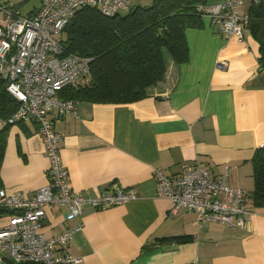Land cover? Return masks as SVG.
I'll return each mask as SVG.
<instances>
[{"label": "crops", "instance_id": "obj_1", "mask_svg": "<svg viewBox=\"0 0 264 264\" xmlns=\"http://www.w3.org/2000/svg\"><path fill=\"white\" fill-rule=\"evenodd\" d=\"M1 2L25 3L21 0ZM154 1V0H153ZM34 4L23 15L34 14ZM248 7V6H247ZM246 7V8H247ZM2 12H0V18ZM204 27L186 31L189 61L178 65L166 53V80L130 103L78 104L76 116L55 118L58 146L71 184L84 195L117 184L134 187L138 198L125 204L84 206L82 229L67 252L79 264H264V207L251 201L255 188L252 159L264 147V69L259 44L246 30L239 42L225 37L208 17ZM218 61H225L220 67ZM202 163L212 176L247 190L252 212L245 229L209 221L198 227L196 215L170 211L173 202L158 195L154 171L178 175ZM49 159L34 122L9 129L0 168V187L29 197L48 183ZM67 208L47 212L43 232L53 237L76 224ZM178 236H191L177 242Z\"/></svg>", "mask_w": 264, "mask_h": 264}, {"label": "built area", "instance_id": "obj_2", "mask_svg": "<svg viewBox=\"0 0 264 264\" xmlns=\"http://www.w3.org/2000/svg\"><path fill=\"white\" fill-rule=\"evenodd\" d=\"M131 2L41 0L36 13L23 15L16 3L0 1V82H6L8 92L20 103L10 118L0 119V130L7 124L34 122L49 159L48 183L32 197L0 187V264L82 263L83 258L58 253L57 249L67 248L82 229L84 206L91 203L97 208H108L138 198L134 187L121 184L94 195L74 189L58 146L62 137L54 128L57 116L77 115L79 101L64 99L60 93L64 88L86 84L91 62L90 58L68 53L60 35L83 7H95L101 14L113 17L128 10ZM244 2L217 0L198 8L218 26L222 35L243 42L249 21L248 11L241 10ZM217 63L225 67V61ZM154 176L158 195L174 204L172 216L187 209L196 215L198 227L216 221L232 228H247L252 213L247 206L249 194L244 188L228 183L227 166L223 177L212 176L200 162L178 175L169 176L157 169ZM56 206L66 207V220L76 224L47 237L43 232L44 221L48 210Z\"/></svg>", "mask_w": 264, "mask_h": 264}, {"label": "trees", "instance_id": "obj_3", "mask_svg": "<svg viewBox=\"0 0 264 264\" xmlns=\"http://www.w3.org/2000/svg\"><path fill=\"white\" fill-rule=\"evenodd\" d=\"M217 0H154L152 5L133 6L113 17L95 7H83L65 27L59 39L68 53L91 59L89 81L64 88V99L94 103H130L147 97V90L166 80V53L178 65L190 58L186 31L204 27L199 5ZM246 10V29L258 42L259 67L264 69V0L251 2ZM20 103L0 82V119L7 120ZM11 125L0 130V168ZM255 188L251 201L264 207V147L252 159ZM189 242L191 236H178ZM35 264V263H24Z\"/></svg>", "mask_w": 264, "mask_h": 264}, {"label": "rangeland", "instance_id": "obj_4", "mask_svg": "<svg viewBox=\"0 0 264 264\" xmlns=\"http://www.w3.org/2000/svg\"><path fill=\"white\" fill-rule=\"evenodd\" d=\"M24 1V0H21ZM14 2L18 5V2L16 1H11ZM39 0H25V3L21 5L20 10L22 13H26L30 8L34 6V4H38ZM251 3V0H245V2L241 6V10H246V7ZM131 4L133 6H149L153 4V0H132Z\"/></svg>", "mask_w": 264, "mask_h": 264}]
</instances>
